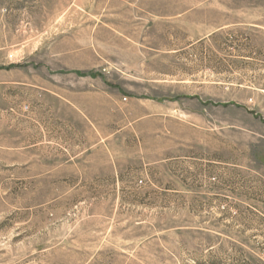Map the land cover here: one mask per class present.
Returning <instances> with one entry per match:
<instances>
[{"label":"rangeland","instance_id":"obj_1","mask_svg":"<svg viewBox=\"0 0 264 264\" xmlns=\"http://www.w3.org/2000/svg\"><path fill=\"white\" fill-rule=\"evenodd\" d=\"M0 264H264V0H0Z\"/></svg>","mask_w":264,"mask_h":264}]
</instances>
